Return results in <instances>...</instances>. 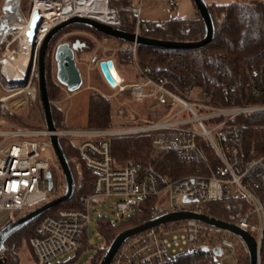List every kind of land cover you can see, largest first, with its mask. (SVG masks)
<instances>
[{
    "label": "built area",
    "instance_id": "1",
    "mask_svg": "<svg viewBox=\"0 0 264 264\" xmlns=\"http://www.w3.org/2000/svg\"><path fill=\"white\" fill-rule=\"evenodd\" d=\"M15 1V8L10 9L11 0H0V30L5 21L8 24L2 34L5 36L0 37V92L3 93L0 95V230L3 214L20 216L52 200L49 173L55 192L60 189L54 179V172L60 165L50 142L52 134L47 129H30L20 124L30 117L37 101L39 54L45 38L72 17L90 18L113 27L121 25L119 11L110 7L109 0H98L99 5L83 8L81 4L86 0H71L67 4L63 0H28L27 4L25 0ZM139 1L138 7L129 9L137 15L136 35L154 30L152 25L142 23L143 0ZM167 5L169 13L177 7L174 0ZM67 6L72 8L69 15L63 13ZM100 8L107 10L110 20L104 22L95 18ZM37 9L43 21L34 45L29 46L26 33ZM27 46L30 47L28 61L7 59L8 53L16 58ZM137 47L128 44L124 49L133 53V64L140 81L123 85L120 80L115 89L130 90L136 102L154 98L159 106H167L172 100L178 110L161 121L134 129L132 134H148L155 151H175L179 160L186 163L200 154L199 145L203 143L214 151L221 165L216 169L209 167V175L197 174L177 181L165 178L160 183L152 175L142 176L140 163H114L106 138L127 133L58 130L56 135L60 139L95 138L93 142L75 146L79 149L80 159L96 174V180L93 194L82 196L78 209L60 210L40 220L36 237L29 241L36 256L33 264H51L76 251L92 220L95 205L106 199H119L115 213L126 216L134 214L145 198L157 199L151 220L186 212L207 215L209 204L224 199L246 201L249 211L234 225L254 237L258 264H264V174L251 175L264 159L243 169L239 149L233 145L240 140L241 130L232 124L242 115L264 112V106L214 107L210 104L212 95L194 84L184 90L159 69L141 65ZM246 79L253 96L264 97V78L260 83L256 74L248 75ZM150 88L152 92L148 91ZM227 91L224 88L226 96ZM183 113L189 116L181 117ZM232 187L239 194L233 193ZM164 193L168 198L166 205L160 203ZM6 250L0 257L5 256ZM249 256L247 242L235 232L197 220H185L153 227L131 237L117 250L111 264H225L226 260L239 257L250 264Z\"/></svg>",
    "mask_w": 264,
    "mask_h": 264
},
{
    "label": "trees",
    "instance_id": "2",
    "mask_svg": "<svg viewBox=\"0 0 264 264\" xmlns=\"http://www.w3.org/2000/svg\"><path fill=\"white\" fill-rule=\"evenodd\" d=\"M109 5L112 9L119 11L121 21L119 28L126 33L134 34L137 15L129 10L135 7L133 0H109ZM194 7L197 10L195 4ZM208 9L216 28L213 42L201 50H172L138 46L137 58L139 63L153 70L159 69L162 74L169 75L170 79L177 82L184 90L194 84L198 89L212 95L210 104L214 107L264 106V97L255 98L246 79L248 75L256 74L260 83L264 78V2L260 0H235L228 5H208ZM197 14L198 16L194 19L175 18L164 23H144L142 21V23L150 24L154 28L150 33L143 31L142 36L170 42H199L205 37L206 30L198 11ZM69 30L70 32L80 30L92 37L73 38L68 41H80L83 47L78 53L96 52L97 40L110 39L82 25H72L63 31ZM57 37L51 41L46 57L48 93L57 129L70 131L64 128L63 111L55 105V101L60 97V87L55 84L51 75L53 70L51 56ZM123 43V45H128ZM123 55L133 60V53L123 50L117 58L119 63H126ZM103 59L114 61L108 56ZM224 88H227V92H229L227 96L223 94ZM40 102L41 99L38 94L34 105L35 120L33 118L30 121H21L22 126L37 130L46 129L43 107ZM115 122L114 101L100 92H91L88 99L87 122L84 128L79 130L116 131L138 127L129 123L127 124L128 127L116 128ZM232 124L241 130L240 140L233 145L239 149L243 169L254 161L264 159V112L242 115ZM106 140L110 144L111 156L116 165L127 161L140 163L142 176L152 175L160 183L165 178L177 181L197 174L209 175V167L216 169L221 165L214 151L203 143L199 145L200 154L195 156L191 162L186 163L181 162L177 153L172 150L157 154L148 134L111 136L107 137ZM61 145L69 161L76 189L71 200L60 204L46 215H55L60 210H76L80 207L79 201L82 196L93 194L96 174L88 169L83 160L80 159L78 147L69 138H62ZM256 173L264 174V161L253 169L251 175ZM54 193L56 194L55 191L51 193L52 200L58 198L55 197ZM141 203L142 206L127 219L124 216H120L121 219L116 222L105 217L99 219L97 230L104 238L105 244L94 249L91 264L101 263L109 246L119 234L151 220L150 214L157 205V199L145 198ZM248 211V203L240 199H224L213 202L206 208L208 216L230 224L238 223ZM46 215L14 234L7 241V264H20L18 252L25 242L29 243L31 238L36 237L40 220ZM87 234L88 230L85 229L80 246L75 251L77 257L92 249ZM74 263L75 261H72L67 264ZM247 263V259H244V264Z\"/></svg>",
    "mask_w": 264,
    "mask_h": 264
},
{
    "label": "rangeland",
    "instance_id": "3",
    "mask_svg": "<svg viewBox=\"0 0 264 264\" xmlns=\"http://www.w3.org/2000/svg\"><path fill=\"white\" fill-rule=\"evenodd\" d=\"M170 0H143L142 2V15L141 20L144 23H155L160 22L164 23L171 19L175 18H189L187 13L182 15V11L187 10V0H174L177 3V7L172 10L170 13L168 12V5L167 3ZM26 4L28 0H25ZM133 4L135 7L140 5L139 0H133ZM182 12V13H181ZM190 16V15H189ZM72 31V30H71ZM90 38L91 36L87 33H84L80 30H73L72 32L69 31H62L54 45L53 52L55 48L64 42L70 41L73 38ZM92 38V37H91ZM122 41L116 39H104V40H97V50L95 51H86L82 53L76 54V61L78 67L81 71L83 77V87L77 91L76 93L68 92V90L63 87L57 80V66L55 61L51 60V65L53 70L52 78L55 81V84L60 87V97L58 100L55 101V105L59 107L64 113V128L70 131H82L79 129L84 128L87 122V115H88V99L89 94L93 91L100 92L105 96L111 98L115 103V125L116 128H124L128 127L127 124H134L133 126L139 125L145 126L148 123L158 122L165 118H167L171 113L178 110L177 105H174L172 100L168 101L167 106H159L157 104L156 99H145L143 102H136L134 96L130 92V90L126 89L124 91L118 89L110 88L106 82L104 81L99 67L98 62L106 58H113L115 62V67L118 72V75L123 79V85H130L136 82H139V78L137 76L135 66L133 64V60H130L127 56L125 57L126 63H119L118 57L121 51L125 50V46ZM128 51V50H127ZM100 52V54H98ZM54 54V53H53ZM53 54L51 58L53 57ZM122 56V57H123ZM138 59V58H137ZM107 60V59H106ZM51 69V68H50ZM57 82V83H56ZM60 85V86H59ZM149 92H152L153 89H148ZM3 93L0 92V95ZM173 108V111L170 109ZM36 110L33 109L30 113V117L23 121H30L35 120V112ZM188 113H183L181 117H188ZM133 128V129H137ZM133 129H125V130H116L111 132H121ZM128 135H137V134H128ZM123 136V135H122ZM95 138L88 137V138H70V141L73 142L74 145L81 146L85 142H93ZM157 154L158 153L155 151ZM61 169V168H60ZM57 169L54 172V179L59 184V191L55 194V197H59L64 194L65 192V179L63 176L62 169ZM233 193L239 194V192L235 188H231ZM119 202V199H106L99 203L98 205L94 206V210L92 209L91 213V222L89 223L87 230H88V239L89 244L91 245L92 249L84 252L81 254L80 257H77L75 251H72L66 254L64 257L59 258L58 260L54 261L51 264H67L72 261H75L74 264H91V259L94 256V249L99 248L105 244L104 238L98 233V221L100 218H110L113 222L121 219V217L115 213V206ZM160 203L166 205L168 203L167 194L164 193L160 197ZM28 213V212H27ZM24 213L22 215H12L9 217L8 215H2L1 217V226L5 227L6 225L12 223L19 217L27 214ZM130 215L124 216V218H128ZM11 218V219H10ZM8 250L5 252V256ZM20 257V264H33L36 261L35 252L30 247L29 243L25 242L23 247L19 251ZM225 264H244V258L239 257V259L231 258L225 261Z\"/></svg>",
    "mask_w": 264,
    "mask_h": 264
},
{
    "label": "water",
    "instance_id": "4",
    "mask_svg": "<svg viewBox=\"0 0 264 264\" xmlns=\"http://www.w3.org/2000/svg\"><path fill=\"white\" fill-rule=\"evenodd\" d=\"M64 3H69L71 0H63ZM197 7V11L200 14L204 24H205V37L199 42H170L162 41L144 37L142 35H136L131 33H126L122 31L119 27H113L99 21L83 18V17H72L66 22L60 24L54 28L48 36L45 38L43 45L40 49L39 54V96L41 99V105L43 107V113L45 118V125L48 132L52 135L50 136V142L55 152L56 158L59 162L60 168L63 171V176L65 179V192L61 197L53 199L48 203L38 207L37 209L19 217L12 223L6 225L0 230V254L6 249L7 241L19 231L25 229L43 215H46L51 210L57 208L60 204L67 202L72 199L76 189V183L72 170L67 160L62 145L61 139L56 135L58 129L56 122L54 121L52 103L49 98L48 93V80H47V66L46 57L51 44V41L58 36L65 28L72 25H82L95 30L109 38L116 39L125 42L129 45H137L139 47H151L157 49H193L201 50L207 45L213 42L215 38L216 28L212 15L209 12L208 4L206 0H193ZM65 15L72 13V8L70 6L65 7L63 10ZM43 19L40 15V11L37 9L33 13L31 25L29 31L26 33L27 45L33 46L34 39L36 37L38 28L40 27ZM83 45L79 40H76L73 44L71 42H64L59 44L54 51V61L57 66V80L65 87L68 92L76 93L79 91L84 84L81 71L78 67L76 61V52L82 49ZM99 68L101 75L106 82V84L113 88L116 84L115 73L116 67L114 61L108 59L106 61H100ZM48 179L50 181V190L55 191L54 182L52 180V174L49 173ZM185 220H197L206 224H210L219 228H224L231 230L241 236L248 244L250 250L249 263L258 264L257 261V245L254 237L248 232L240 229L238 226L230 223L220 221L214 217H210L204 214L196 213H177L163 215L156 219L151 220L148 223L140 225L136 228L129 229L121 234H119L112 244L109 246L104 258L100 264H111L113 257L115 256L117 250L131 237L140 234L150 228L166 225L173 222L185 221ZM0 264H7L6 256L0 257Z\"/></svg>",
    "mask_w": 264,
    "mask_h": 264
},
{
    "label": "bare ground",
    "instance_id": "5",
    "mask_svg": "<svg viewBox=\"0 0 264 264\" xmlns=\"http://www.w3.org/2000/svg\"><path fill=\"white\" fill-rule=\"evenodd\" d=\"M16 4H17V2L15 1V0H11V2H10V4H9V8L11 9V8H15V6H16ZM92 4H94V5H99L100 4V2L98 1V0H86V1H83V3L81 4V8H83L84 6H86V5H92ZM17 8V7H16ZM99 8V7H98ZM95 18L96 19H100L101 21H104V22H106V21H108V20H110V18H109V16H108V12H107V10H105V9H102V8H100V9H98L97 11H96V13H95ZM8 17V16H7ZM6 17V18H7ZM7 21H5L4 23H3V25H2V28H1V30H0V37L2 36V37H4L5 35H2L3 34V31H5L6 30V28L8 27V24L6 23ZM29 58H30V47L29 46H27L25 49H22V52L19 54V56L18 57H16V58H13L12 56H11V53H8L7 54V59L8 60H17V61H19V62H24V61H28L29 60ZM115 79H116V84H114V87L112 88V89H115V87H117L118 85H117V81H120V80H122V78H121V76H119L118 75V72L116 71V73H115ZM123 132V134H132L133 132H134V129L133 130H127V131H121L120 133H122Z\"/></svg>",
    "mask_w": 264,
    "mask_h": 264
},
{
    "label": "crops",
    "instance_id": "6",
    "mask_svg": "<svg viewBox=\"0 0 264 264\" xmlns=\"http://www.w3.org/2000/svg\"><path fill=\"white\" fill-rule=\"evenodd\" d=\"M234 1L235 0H206V2H207L208 5H228V4H231ZM245 1H251V0H245ZM260 1H263L264 2V0H260ZM186 5L188 6L187 7V10L186 11H182L183 12L182 15H184V14L187 13V15H188L189 18H186V19H194V18H196L198 16V14H197V10L194 7L193 1L192 0H187V4ZM181 17H179V18H181ZM101 60H103V59H101ZM100 61L98 62V67H99ZM114 64H115V62H114ZM18 254H19V252H18Z\"/></svg>",
    "mask_w": 264,
    "mask_h": 264
},
{
    "label": "flooded vegetation",
    "instance_id": "7",
    "mask_svg": "<svg viewBox=\"0 0 264 264\" xmlns=\"http://www.w3.org/2000/svg\"><path fill=\"white\" fill-rule=\"evenodd\" d=\"M70 40H72V39H70ZM72 44L74 43V42H71ZM79 52V51H78ZM78 52H76V54L78 53Z\"/></svg>",
    "mask_w": 264,
    "mask_h": 264
}]
</instances>
